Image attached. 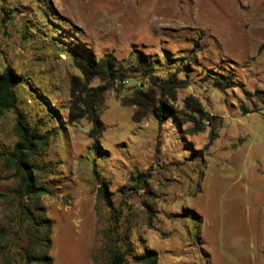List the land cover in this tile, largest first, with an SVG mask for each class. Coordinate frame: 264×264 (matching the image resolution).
<instances>
[{
    "label": "rangeland",
    "instance_id": "374dc122",
    "mask_svg": "<svg viewBox=\"0 0 264 264\" xmlns=\"http://www.w3.org/2000/svg\"><path fill=\"white\" fill-rule=\"evenodd\" d=\"M263 43L264 0H0V73L10 65L24 77L20 107L52 137L40 161L53 170L41 181L58 190L42 197L55 264H93L99 184L116 199L141 172L151 175L158 214L155 229H134L135 255L155 249L157 264H210L211 256V264H240L258 242L264 264V215L257 233L249 225L264 211ZM77 55L123 69L91 82L104 87L95 137L89 117L69 121L71 79L82 76ZM173 75L187 85L162 95ZM161 97L180 115L154 116ZM191 101L208 113L198 133L181 121ZM15 121L13 111L0 119V151L18 140ZM12 174L0 156V192L15 186ZM2 208L0 198V216ZM192 211L207 221L211 255ZM128 264L139 263L129 256Z\"/></svg>",
    "mask_w": 264,
    "mask_h": 264
},
{
    "label": "trees",
    "instance_id": "16d2710c",
    "mask_svg": "<svg viewBox=\"0 0 264 264\" xmlns=\"http://www.w3.org/2000/svg\"><path fill=\"white\" fill-rule=\"evenodd\" d=\"M263 49L264 43L259 50ZM74 60L81 69L82 76L74 75L71 79L73 102L69 121L89 117L93 122L89 134L95 137L102 128L96 102L104 87H92L91 82L97 75L104 79L123 77V69L114 68V63L107 59L97 63L77 55ZM24 81V77L10 65L0 73V119L7 112L13 111L16 114L14 128L18 136L12 149L0 151L5 167L13 170L12 176L16 180L15 186L8 192H0V198L3 200L0 216V264H55L52 254L54 220L47 215L42 197L56 196L58 190L41 181L44 175L51 174L53 170L50 165H44L40 161L50 147L52 137L49 131H41L45 121L32 124L20 107L17 88L24 87ZM186 85L184 80L180 81L173 75L161 86V93L175 97L177 88ZM136 93L143 96L142 91L138 90ZM44 102L48 109L51 108V104L45 99ZM189 104L193 113H189L185 118L181 117V121H193L194 126L189 130L198 133L203 129L199 119L202 120L208 113L198 101H191ZM151 106V112L160 121L180 115L178 109L162 97L151 103ZM54 113L57 115L56 111ZM51 117L54 119V114ZM136 118L139 119V116ZM212 135L214 138L215 133ZM150 176L147 172L133 175L131 182L134 184L120 187L116 199L107 182L102 181L99 184L95 203L96 235L91 251L93 264H128L129 256H133L139 264L158 263L159 255L155 249L135 255L136 245L132 240L134 229L141 224L156 228V192L149 182ZM199 189L195 191V195ZM131 196L136 197L138 205L129 202ZM192 217L200 229L202 216L192 211Z\"/></svg>",
    "mask_w": 264,
    "mask_h": 264
},
{
    "label": "crops",
    "instance_id": "0c3cea01",
    "mask_svg": "<svg viewBox=\"0 0 264 264\" xmlns=\"http://www.w3.org/2000/svg\"><path fill=\"white\" fill-rule=\"evenodd\" d=\"M199 192H201V189H200ZM262 215H264V211H262V212L261 211H257V220H256V224H254L255 228H253V226H252V221L250 220V222H249L250 223L249 224L250 225V229H251L250 231H253V234H254V232L257 233L256 230L258 228V219ZM249 216L251 217V215H249ZM250 217H249V219H251ZM206 229H207V221L205 220L204 215H203L202 216V222H201V233H202L203 238L206 241L205 243H206V247H207V243H209V242H208V239H207L208 237L206 235ZM258 247H259V244L257 242L254 245V248L252 249L251 253H249V254L246 253L245 255L240 253V256L236 258L238 263H240V264H258V259L256 257L257 252H258ZM207 250H208L209 254L211 255L208 247H207ZM212 258H213L212 256L208 258L210 264L213 262ZM214 263H215V261H214Z\"/></svg>",
    "mask_w": 264,
    "mask_h": 264
}]
</instances>
